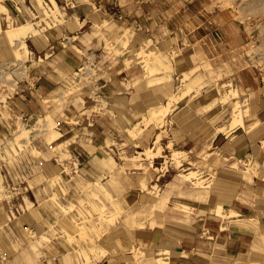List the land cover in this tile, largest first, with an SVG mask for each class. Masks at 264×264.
Instances as JSON below:
<instances>
[{"label": "rangeland", "instance_id": "obj_1", "mask_svg": "<svg viewBox=\"0 0 264 264\" xmlns=\"http://www.w3.org/2000/svg\"><path fill=\"white\" fill-rule=\"evenodd\" d=\"M137 1L133 14L144 3L159 16L166 43L104 17L79 47L60 33L65 0H0V264H169L161 244L195 224L198 237L230 238L244 217L232 211L264 197V136L258 152L227 150L264 129V108L252 122L264 0ZM185 52L193 66L180 74ZM145 83L164 87L154 104L140 99Z\"/></svg>", "mask_w": 264, "mask_h": 264}, {"label": "crops", "instance_id": "obj_2", "mask_svg": "<svg viewBox=\"0 0 264 264\" xmlns=\"http://www.w3.org/2000/svg\"><path fill=\"white\" fill-rule=\"evenodd\" d=\"M59 2L61 7L64 8V0H59ZM65 3L68 5L66 31H64L63 25L61 27L60 33L62 36L63 32H65L66 34H70L72 38L78 37L80 39V42L77 43L79 47H83L84 41H87L84 34L86 30H81L83 26L88 22H96V18L98 20H102L104 17L108 18L106 19L108 23L114 22V27L115 25L117 27L116 30H118L120 27H123V24L125 28H129V26L132 28L131 24L134 22L135 24H140L142 28L140 32L142 33L141 38L152 40L149 37H153L152 35L155 33L158 34L155 35V37L159 44H161L163 41L166 43V37L163 35L164 33H162V29H159L158 27L161 21L159 16L155 18L150 14H146L144 3L140 5L142 6L141 14H139V12L136 10L135 15L133 14V8L138 5L137 0H65ZM205 8H207V6H205ZM122 9H124L126 12L123 20L120 18L121 16L117 15L118 11H121ZM130 11L132 13L129 16L128 12ZM139 15H141V17H139ZM212 18L213 15L210 16L211 20ZM221 28L223 32L221 33V38L231 40L232 38L224 33V27L222 26ZM109 33L110 31H108V33H100L99 35L96 33L95 35L105 37V35H109ZM88 34L91 35L90 32ZM210 34L214 38L211 32ZM243 35L244 33L240 32L237 33L236 37L241 36L242 38ZM236 37L235 35L233 36L234 39ZM221 50L226 51V45L224 46V49L221 48ZM189 54L190 53L185 52L184 55H181L184 60H179L174 64L175 70H178L180 74L188 72L189 69L192 68L191 66H193L189 61ZM68 69L69 68L65 66L64 62V70L66 71ZM148 85V83H145L143 86H140L142 87L140 99L143 103L154 104L152 100L149 101L147 98L154 94L153 91L164 89V87L158 86L154 89L152 86L150 87ZM180 85L181 84L175 85V89L170 91L167 95L163 94L162 99L160 100L165 103ZM133 95H135V93L131 95L132 99ZM257 96L259 97L258 94ZM20 97H23V95L20 94ZM182 101H185L184 104L186 105L193 101V96H190L189 98L188 96L184 97L175 104V115L178 114L180 117L182 114H185L186 111L185 107L183 106L184 104L179 106L180 102ZM263 108L264 99L258 98L253 102V124L262 112ZM183 124L184 126H182ZM178 127H181L184 131H186V134H191V130L194 129V126H192L190 121L187 122L186 119L183 122L180 121ZM230 130L232 129H230V127L227 125L225 130H218L215 132V135L219 133L222 135H227L226 132H229ZM211 132L214 133L213 131ZM263 133L264 129L261 128L260 123L258 126L254 124L251 130L237 136V142L235 145L233 144L234 146L229 142V147H227V150L230 152L231 156L238 158H241L249 151H252L253 153L258 152L259 148H256V145L262 139L261 136H264ZM254 197L255 198L253 199L252 205L248 208L246 206H240V209L237 208L232 211L233 213L242 215L244 217L236 218V221L238 220L237 223H239L240 229L242 231H228L230 238H220L218 236L213 238L209 236H205L204 238L201 236L198 237L196 234L199 229L198 227L200 226L195 224L192 225V227L183 229L182 235L180 237L174 236V238H178L181 241L179 242L180 244L177 245L169 242L168 244L165 243V245L161 244L162 247L158 248L162 249V252H168L169 256L167 259L169 264H264V197ZM240 240H242V242H240ZM52 263L53 262L50 260L49 264ZM115 264H120V262L116 260Z\"/></svg>", "mask_w": 264, "mask_h": 264}, {"label": "bare ground", "instance_id": "obj_3", "mask_svg": "<svg viewBox=\"0 0 264 264\" xmlns=\"http://www.w3.org/2000/svg\"><path fill=\"white\" fill-rule=\"evenodd\" d=\"M164 111V110H163Z\"/></svg>", "mask_w": 264, "mask_h": 264}]
</instances>
